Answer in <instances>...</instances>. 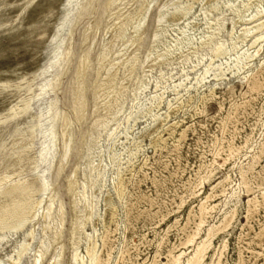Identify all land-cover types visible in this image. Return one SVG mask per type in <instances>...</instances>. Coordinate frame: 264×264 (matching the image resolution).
Wrapping results in <instances>:
<instances>
[{"label": "rangeland", "instance_id": "1", "mask_svg": "<svg viewBox=\"0 0 264 264\" xmlns=\"http://www.w3.org/2000/svg\"><path fill=\"white\" fill-rule=\"evenodd\" d=\"M76 1L0 0V179L5 174L13 180L24 179L34 193L33 200L42 201L36 217L24 230L0 231V264H31L42 235L41 215L51 204L52 196L54 215L63 206L61 236L52 244L62 250L59 264H70L74 249V198L85 200L87 208L91 203L98 204L93 223L76 234V246L85 261H89L87 248L91 247L104 264L108 251L112 258L109 264H163L169 250L175 254L185 251L181 257L184 264L194 243H182L188 232L197 228L200 201L226 176V191L223 193V186H218L209 200L217 206L207 217L200 236L237 201L230 198V193L237 189V215L226 231L212 239L210 254L213 248L222 249L225 244L220 264H264V207L249 221L246 212V201L254 191L259 194L257 185L264 178V37L251 45L256 37L264 35V28L252 32L242 42L237 36L244 21L232 24L238 14L247 17L260 13L259 17L264 18V1L180 0L190 3L187 15L173 20L170 12L168 20L174 25L168 37L171 40L179 32L178 27L202 13L203 19L192 28L197 39L182 49V54L187 55L149 69L142 80L149 64H140V60L149 46L153 16L168 0L149 1L141 41L134 39L132 33L145 0H112L107 8V0H88L89 8L74 25L69 38ZM218 13L224 16V28L213 41L217 45H200L202 34L197 32V23H211ZM114 23L122 28L114 30ZM233 39H237V49L229 51ZM87 49L90 66L83 89L87 105L75 115L68 92L77 72L87 65L81 66L79 62ZM64 51L70 52V60L57 86L49 94L37 97L42 84L51 83L61 71L57 65L49 67L53 54ZM100 53L105 59L98 65ZM134 56L137 66L124 72L125 64L113 80L112 96L119 100H113L108 109L104 106L95 110L92 91L97 83L103 88L110 80L111 75L105 77L109 62L122 63ZM254 82L262 84L259 92L252 89ZM50 99L56 100V109L62 114L57 127L60 139L54 152L61 150L66 128L71 126L73 134L72 150L64 158L62 171L55 168L61 164L58 155L53 165L52 154L39 162L42 133L48 128L43 111ZM98 116L104 119L95 121ZM105 122L108 123L99 140L86 150L81 144L83 138L90 129L100 131ZM230 145L237 151L236 158L229 156ZM254 153L260 156L255 177L248 176L253 191L247 193L244 188H237L241 179L239 168L247 169V156ZM84 154L92 158L95 173L101 168L105 170L101 191L96 188L100 184L96 176L95 188L83 184V168L78 165H82ZM110 157L115 158L112 165ZM44 178L50 184L46 194L42 191ZM3 201L11 203L8 198ZM30 230L34 231V238L28 235ZM199 241L200 238L196 240ZM23 242H30V247L16 263V250ZM49 259L50 254L43 264H48ZM208 261L217 264L218 258L210 255Z\"/></svg>", "mask_w": 264, "mask_h": 264}, {"label": "bare ground", "instance_id": "2", "mask_svg": "<svg viewBox=\"0 0 264 264\" xmlns=\"http://www.w3.org/2000/svg\"><path fill=\"white\" fill-rule=\"evenodd\" d=\"M149 1L150 0H145V6H144L143 10L141 11V15H140L137 23L133 26L132 37L134 39L139 40V41L142 40L143 35H144V29L142 27V23H143L144 18H145V12L148 8ZM110 3H112V0H107L104 7L107 8ZM189 5H190L189 1H187L186 4H183L180 2V0H168V1H165L163 4H161L159 6V8L157 9V12L153 16V26H152V30H151V34H150L149 46H148L146 54L140 60V64H145V63L149 64V68L147 70H145L141 80L145 77V75L149 71V69H151V68H153V67H155V66H157L163 62H166L171 58H175V57L181 58L182 56L187 55V54H182V49L185 47L188 48V45L192 44L193 41H195L197 39L195 36L197 34H194V32H192V28H193L194 23L196 21L203 19L202 13H196V15L193 17L192 21H189L185 25L178 27L179 32L177 33V35L172 37L171 40L168 37V33L174 24L172 23L173 21H169L168 19H169V15L171 13H173L172 14L173 20L183 18L184 16L187 15V13H185V11L189 8ZM75 6H76V10L74 11V13H76V14L73 16V18L71 20V26L69 28V38L71 37L70 35L72 33V28L74 27V25L77 23V21L80 19V17L88 10L89 3H88V0H77ZM259 15H260V13H255V14H252L251 16L242 17V14H238V17L233 19V21H232L233 26L240 23L241 21H244V24H245L244 26H242V28L240 29V32L237 36V38L240 41H242V42L246 41L249 34H251L254 31H261L264 28V18L262 16L259 17ZM197 24H198L197 32H199L200 35L202 34L200 36V45H204L207 43V44H210L211 46L215 47L217 44L214 45L213 41L217 37V35L220 33V31L223 30V28H224V16L218 13L213 22L209 23L206 21H204V22L202 21V22H199ZM248 24H251V25H248ZM120 28H122L121 24L114 23V28H113L114 30L115 29L120 30ZM88 30H89V27H87L84 31V37H83L84 40L86 39V34H87ZM263 37H264V35L260 34L258 37H256L251 42V45H254L258 40L262 39ZM236 40L237 39L232 40L233 44L231 45V47H229V51L233 50V49H237V48H235L238 45V44L236 45V42H237ZM190 51H192V50H190ZM104 59H105V57H104L103 53H100L98 58H97V64L101 65ZM69 60H70V52L69 51L56 52L53 54V60H52V63L49 65V67L53 68L54 65H57L61 68V71L58 73L57 77H55L51 81V83H49V84L43 83L42 84V86L40 87L39 92L37 94V97H41L42 94H46V93L49 94L51 91L54 90V88L57 86V83H58L60 76L65 72V69L69 64ZM136 61H137V57L134 56L130 60H126L122 63H119L120 61H116L114 63L112 61L109 62V64H108L109 68L105 69L106 70V76L105 77L111 75L109 78L110 80H108L106 86L103 88H101L99 86V84L97 83V85L94 87V89L92 91V105H93V108H95V110L101 109V107H104V106H108L106 108V109H108L111 106V103L113 102V100H116V99H117V101L119 100V97L115 98L112 96L113 92H114L112 90L113 85H114L113 80L115 79V76L118 73V71L119 70L121 71V67H123L126 64L124 72H126L127 70H132L137 66ZM79 62L81 64V66H84L85 64H87V65H86V67H84L79 72H77L75 70V72L78 73V76H76L74 78V81H73L72 85L70 86L69 92H68L69 98L71 100V106H72V109H73V112L75 113V115H78L79 113H81L83 111V109L85 108V106L87 105L86 98H85V96H83V89L85 87V84H86V81L88 78V69L90 66V49H87L83 52L82 56L80 57ZM258 71L259 70H257V72ZM261 75H262V72H261ZM261 78H264V77L262 76ZM125 79H126V77L124 78V80ZM249 80H248V84H249ZM255 82L252 85V89L259 92L262 88V84L255 83ZM251 83H252V81H251ZM45 98H43V99H45ZM160 101L161 100H159V102ZM244 103H242V104H244ZM56 105H57L56 100L50 99L47 102V106H46L45 110L43 111L47 115L48 128L45 131H43V133H42L44 141L42 143L43 147L41 148V152H40V156H39V162H44L45 160H47L48 156L52 154L53 160H52L51 164L53 165L54 160L56 159V156L58 155L59 159L61 161V164L55 168H57L58 171H62L63 166H64L63 162L65 161L64 158L68 157L71 150H72L71 146H72V142H73V134L71 131V126L66 128V130L63 131V133H62V136H65V140L63 141L61 150L59 149V152L57 151V153H56V151L54 152V150L56 149L55 146L57 144L58 138L60 139V134L58 133L57 127H58L60 120L62 119V114L57 111ZM133 110H134V108H133ZM70 115H71V113H70ZM14 116H12V117H14ZM261 117H263V116H261ZM99 119H104V116H98V118H94L95 121H97ZM113 119H115V117ZM261 121H260V123H261ZM107 123L105 122V124L102 125V129L100 131L95 132L94 128L90 129L88 131L87 135L81 141L82 146L86 150L90 149L92 147V145L99 140V138L101 136V132L105 130ZM33 129H34V127H33ZM89 137H91V138H89ZM250 141H251V139H250ZM261 142L263 143V141H261ZM248 143H249V141H248ZM59 145H61V144H59ZM242 146H241V148H242ZM229 149H230V155L229 156L236 158L234 156L237 154V151H234L235 150L234 147H232L230 145ZM262 151H264V148L261 150V152ZM259 156H260L259 154L255 155V153H254V155L247 156V160H248L247 169H244V167L241 168L242 166L241 167L239 166L241 168V169L239 168L240 174H241V177H240L241 179H240L238 186H237L238 189L244 188L247 193L253 191V189L251 188V184H250L248 176L250 174L252 177H255L254 174H255L256 160L259 158ZM228 158H230V157H228ZM114 159H115L114 157H110V165L114 164ZM78 167L83 168V176H84L83 184L85 187L90 186L92 189L95 188V184H93V177L96 176L97 180L100 182V184H98V186L96 188L99 191H101L103 189L105 170H104V168H101L100 170L97 171V173H95L94 164H93L92 158L89 156V154L83 155L82 165L81 166L78 165ZM118 169H120V168H118ZM11 177L12 176L10 174H5L0 179V231L18 232V231L24 230L27 223H29L31 220H33L36 217V215H37L36 210L40 206L42 201H41V199L33 200L32 196L34 193L31 189L28 188L26 181L24 179L23 180H20V179L19 180H13V179H11ZM201 178H203V177H201ZM206 178H207V176H206ZM228 180H229V176H226L220 182L218 181L219 182V183L217 182L218 185L214 186L212 188V192L210 194L207 193L208 195H206L204 198L201 199L200 204H199V212H198V214L196 213L198 218H199V222L198 223L196 222L197 225H195V227L197 226V228H195L194 231H192L190 234H189V232H190L189 231L186 240H184L182 243L183 245H189V244L194 243V248H193L192 254L189 255V257L187 258V260L185 261L184 264H209L210 262L208 261V258L210 255H212V257L217 256V258H218L217 264H220L219 261L224 254L225 244L223 245L222 249L213 248V254H210L212 251L211 248L213 246L212 239L216 235H218L219 233L226 231L231 226V224L233 223V221L237 215V212H238V204L240 202V199H239L240 198V191L238 192L237 189H234L233 193H230L231 201H233V198H237V201L233 202L232 205L227 210L223 211V213L220 216L219 222L211 225L206 230V233L204 236H200V234H201V230H202L203 225H205V223L208 220L207 217L212 215L213 211L216 209V206H217L216 203H213V202L209 203V200H211L212 197L214 196L215 191H217L215 189L218 186L219 187L223 186V189H222L223 193L226 191L225 183ZM71 181H72V179H71V177H69L68 182H71ZM49 186H50V184H49L48 180L44 178V182L42 185L43 193H45V194L48 193V191L50 190ZM116 186H118V185H116ZM257 188H258L259 194L257 195L256 191H254L253 192L254 195L252 197H249L248 200L246 201L247 202V206H246L247 211L246 212H247V220L248 221L251 219V217L253 216V214L255 212L259 211L258 209L260 207H262V206L264 207V178H262L261 182L258 183ZM217 189H219V188H217ZM259 195H261V198ZM3 198L5 200L7 198L10 199L11 203L8 204L7 201H3ZM49 202L51 204L47 205L45 207V209L41 215V222H39V223H40L42 235H41V238L38 240V242L35 246L34 255H33V259H32L31 264H43V261L48 254H50V259L48 261V264H59L60 263L62 250L58 247L52 246V244L57 238H59L61 236L62 228L60 227V225H62L63 221H64L63 220V214L61 212L63 209V206H60L58 208V212H59L58 215H54L53 196L50 197ZM72 208H73L72 210L74 213V220L72 223V230H71V243H72L74 249H73V252L71 255L70 264H104L102 262V260L100 259L99 255L94 253L95 250L93 251L91 249V247L87 248V256L89 258V261L88 262L85 261L84 255H81V253H79L78 248L76 246V245H78V244H76L77 232L80 229H84L85 226H87L88 224L90 225L93 223V217L95 215V210L98 208V204L97 203H91L90 207L87 208V204H86L85 200H76L74 198L72 200ZM191 215H192V212L189 213V216H191ZM28 235L31 236L32 238L35 237L33 230H30L28 232ZM199 238H200V241L196 242V240ZM103 244H105V243L103 242ZM29 247H30V242H23L19 245V247L16 250V255H15V259H14V261H16V263L19 260H21L24 253L27 252ZM218 247H220V246H218ZM121 251H122V249H121ZM174 252L172 250H169L168 255H167V261H166V263H163V264H183L181 257L185 251H181L180 253H177V254H175ZM106 257L107 258L104 261L107 264H109L111 262V259H112L111 253L109 251H108V254Z\"/></svg>", "mask_w": 264, "mask_h": 264}]
</instances>
